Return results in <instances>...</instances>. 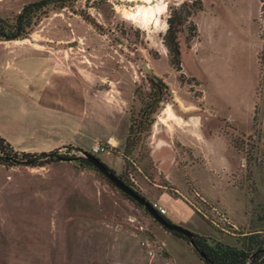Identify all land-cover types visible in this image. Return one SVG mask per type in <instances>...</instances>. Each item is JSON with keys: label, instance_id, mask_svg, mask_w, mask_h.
Wrapping results in <instances>:
<instances>
[{"label": "rangeland", "instance_id": "rangeland-1", "mask_svg": "<svg viewBox=\"0 0 264 264\" xmlns=\"http://www.w3.org/2000/svg\"><path fill=\"white\" fill-rule=\"evenodd\" d=\"M34 1L0 0V16L13 17ZM182 2H187L185 9H179ZM182 2L66 1L62 8L51 6L27 38L0 46V60L5 56L3 48L20 53L34 50L51 60H62L90 84H110L120 91L127 99L130 124L135 125L154 92L147 72L168 87L184 86L189 93L179 89V96L199 103L204 77L215 113L206 125L212 131L220 129L232 149L225 147V137L214 135L209 147L198 146L197 159L186 169H169L168 163L163 168L170 170L174 182L186 178L189 202L198 213L188 226L178 225L191 232L199 227L214 241L242 247L245 234L260 231L264 238V143L256 135L264 99V1ZM199 2L201 9L197 8ZM149 7H161V11L149 19L144 15ZM186 9L194 14L177 32L182 70L175 71L163 38L169 16L185 17ZM192 24L198 30L193 38ZM256 39L260 43L258 60ZM255 85V132L235 133L218 118L228 114L245 118ZM168 108L162 111V118H171ZM157 113L152 114V126ZM149 135L141 133L126 160L117 157H122L124 147L109 148L97 157L145 198L144 187L149 189L152 199L157 192L151 183L169 185L150 157ZM59 152L66 157L81 156L68 146ZM59 161L48 170L17 165L5 167L0 174V264H204L197 253L200 259L189 257L184 238L159 225L94 168L79 158ZM192 184L208 202L195 193ZM163 202L171 213L173 202ZM143 230L159 240H151ZM162 248L171 258L164 257Z\"/></svg>", "mask_w": 264, "mask_h": 264}, {"label": "crops", "instance_id": "crops-1", "mask_svg": "<svg viewBox=\"0 0 264 264\" xmlns=\"http://www.w3.org/2000/svg\"><path fill=\"white\" fill-rule=\"evenodd\" d=\"M17 41H0V46L5 47L3 45ZM256 41L258 60L260 43L257 39ZM3 49L5 56L0 60V136L17 151L29 153L49 152L55 149L60 151L65 146L89 151L96 143H105L111 149L120 150L124 147L130 126V115L126 107L127 99L120 91L110 88V84L100 86L90 84L64 61L51 60L41 52L30 50L27 53H20L10 48ZM191 75L198 77L195 74ZM202 79L200 103L189 97L179 96V89L189 93L184 86H169L172 100L162 103L163 107L158 111L157 120L148 137L150 157L157 172L163 174L168 181L169 188L157 182L151 184L147 182V185L150 184L157 193L150 199L148 197L150 191L144 187L145 196L149 202L157 201L163 207H165L163 201L173 202L171 213L165 207V214H169L166 215L167 219L187 226L198 214L189 202L188 181L186 178L180 183L172 181L170 170L163 168V165L168 163L169 169H186L197 159L194 154L198 146L209 147L211 145L209 138L214 135L225 137V147L228 151L232 149L227 136L221 133L220 129L212 131L206 125L208 118L215 117V113L204 86V77ZM256 85L245 118H237L232 114L218 118L235 133L251 135L255 132ZM166 107L171 111V118L161 116ZM257 127L256 135L264 143V99ZM117 157L122 160L121 155ZM60 162L31 168L48 170ZM4 168L5 166L0 165V174ZM193 188L196 194L200 193L202 199L208 202L209 198L199 187L194 185ZM193 228L191 230L199 235L210 234L199 227ZM151 240L159 239L156 235V238L154 236ZM188 245L186 251L189 257L191 259L198 257L191 245L189 243ZM162 252L164 257L171 258L172 254L167 253L165 248H162ZM152 258L154 254L150 256V259Z\"/></svg>", "mask_w": 264, "mask_h": 264}, {"label": "trees", "instance_id": "trees-1", "mask_svg": "<svg viewBox=\"0 0 264 264\" xmlns=\"http://www.w3.org/2000/svg\"><path fill=\"white\" fill-rule=\"evenodd\" d=\"M66 1L70 0H37L25 4L13 17L0 16V41L27 38L41 19L47 16L51 6L62 8ZM195 3L196 1H193L192 5ZM186 6L187 2H182L179 9H185ZM197 8L201 9L200 2ZM185 11V17L174 18L169 16L167 19L166 32L163 38V43L168 51L170 66L175 71L182 70L181 52L177 32L179 31V27L187 21V18L194 14V11L192 10L190 11L186 9ZM91 23L96 26L94 22L91 21ZM192 25L193 28L190 34L191 38L198 35L196 25ZM180 77H182V73H180ZM147 80L154 92L149 95L146 106L140 112L141 120H139L136 125L131 122L129 126L128 135L122 152V158L124 160L127 159L135 145L138 141H140L141 133L145 132L147 136L149 135L154 121L152 114H155L160 110L162 102L172 100L171 90L164 82H158L156 78L148 72ZM143 122L146 124L143 125ZM68 148L75 151H82L77 148H72L71 146H68ZM60 158L69 157H66L65 154H61L59 149L40 153L17 151L5 138L0 136V165L5 167L17 165L42 167L53 164L59 161ZM12 159L24 161V163H16ZM79 161L92 167V165L83 157H79ZM110 170L113 171L112 169ZM117 176L123 180L120 175ZM162 216L165 217L164 215ZM192 233L198 248L201 249L208 258V261H204L201 258L204 264H264V238L262 237V233L260 231H254L250 234L243 235L244 238L242 241V247H236L220 241H214L208 236L199 235L194 232ZM174 234L184 238L181 234ZM184 239L188 242L186 238ZM192 249L196 253L193 247Z\"/></svg>", "mask_w": 264, "mask_h": 264}, {"label": "water", "instance_id": "water-1", "mask_svg": "<svg viewBox=\"0 0 264 264\" xmlns=\"http://www.w3.org/2000/svg\"><path fill=\"white\" fill-rule=\"evenodd\" d=\"M81 156H71L69 158H60L63 161H75L79 157L85 158L92 167L99 172L106 180H108L119 192L129 198L132 202L142 207L158 224H160L163 228L168 231L181 234L184 238L188 240V243L195 249L196 253L202 258L204 261H208L205 253L198 248L193 233L186 229L185 227L172 223L167 220L161 214H159L152 206L151 202H149L144 196L135 191L131 186L126 184L123 180H121L113 171L109 169V167L104 164L97 156L91 154L89 151L82 150ZM16 163H24V161H20L17 159H12ZM144 233L148 235L151 239H154V236L147 230H144Z\"/></svg>", "mask_w": 264, "mask_h": 264}, {"label": "built area", "instance_id": "built-area-1", "mask_svg": "<svg viewBox=\"0 0 264 264\" xmlns=\"http://www.w3.org/2000/svg\"><path fill=\"white\" fill-rule=\"evenodd\" d=\"M109 148H110L109 145H107V144H105V143H96V144H94V145L90 148L89 152H90L91 154L97 156V154L108 152ZM131 179L134 181V178H133L132 176H131ZM151 204H152L153 208H154L159 214H161V215H165L166 210H165V208H164L162 205H160V204L157 203V202H152ZM148 245H149V244H148Z\"/></svg>", "mask_w": 264, "mask_h": 264}, {"label": "bare ground", "instance_id": "bare-ground-1", "mask_svg": "<svg viewBox=\"0 0 264 264\" xmlns=\"http://www.w3.org/2000/svg\"><path fill=\"white\" fill-rule=\"evenodd\" d=\"M161 11V7H157V8H152V7H149V8H146L144 10V15L146 17H148L149 19H152V17H154V15L156 14V12H160ZM169 109V108H168ZM166 111V110H165ZM168 113V117L170 115V110L167 112ZM166 116V115H164Z\"/></svg>", "mask_w": 264, "mask_h": 264}, {"label": "clouds", "instance_id": "clouds-1", "mask_svg": "<svg viewBox=\"0 0 264 264\" xmlns=\"http://www.w3.org/2000/svg\"><path fill=\"white\" fill-rule=\"evenodd\" d=\"M181 2H182V0H181Z\"/></svg>", "mask_w": 264, "mask_h": 264}]
</instances>
